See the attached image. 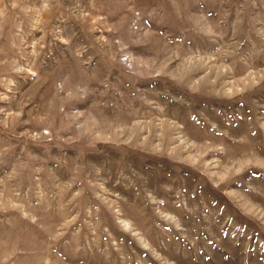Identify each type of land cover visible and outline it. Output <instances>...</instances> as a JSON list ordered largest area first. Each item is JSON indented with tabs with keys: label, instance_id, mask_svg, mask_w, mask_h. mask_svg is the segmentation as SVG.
<instances>
[{
	"label": "rangeland",
	"instance_id": "rangeland-1",
	"mask_svg": "<svg viewBox=\"0 0 264 264\" xmlns=\"http://www.w3.org/2000/svg\"><path fill=\"white\" fill-rule=\"evenodd\" d=\"M0 264H264V0H0Z\"/></svg>",
	"mask_w": 264,
	"mask_h": 264
}]
</instances>
